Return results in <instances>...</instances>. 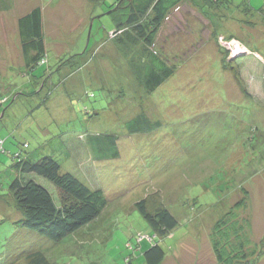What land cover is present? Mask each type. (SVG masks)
<instances>
[{"label":"rangeland","instance_id":"374dc122","mask_svg":"<svg viewBox=\"0 0 264 264\" xmlns=\"http://www.w3.org/2000/svg\"><path fill=\"white\" fill-rule=\"evenodd\" d=\"M216 1L181 0L146 46L107 35L123 11L117 6L128 0H0V96L8 98L0 105V139L10 138L4 149L27 143L22 156H53L107 200L90 224L59 241L20 227L8 191L17 175L13 158L0 153V264H26L33 251L56 264H145L151 243L136 249L138 235L161 245L160 264H219L212 226L241 197L245 206L233 211L239 224L247 221L250 247L264 248V0ZM35 6L48 59L26 74L13 18ZM149 51L172 68L152 93L135 74ZM139 115L161 126L128 133L127 122ZM100 134L117 137V156L106 144L100 151L109 158L89 161L95 149L86 142ZM32 175L58 203V189ZM152 193L177 220L167 236L154 235L134 207Z\"/></svg>","mask_w":264,"mask_h":264},{"label":"trees","instance_id":"16d2710c","mask_svg":"<svg viewBox=\"0 0 264 264\" xmlns=\"http://www.w3.org/2000/svg\"><path fill=\"white\" fill-rule=\"evenodd\" d=\"M91 1L97 4L98 0ZM180 1L128 0L123 7L120 1L117 8H122L123 11H119L116 16L119 17V20L116 19V26L113 30H109L107 35L119 36L122 34L125 37L129 36L132 44L135 40H139L146 46H151L168 10ZM216 2L222 6V2L219 0ZM225 4H228L227 1ZM16 22L21 54L25 64L24 69H27V74L30 69L33 70L37 65H44L48 59L42 32L41 8L39 6L33 7L26 14L19 16ZM121 38L119 37L118 42L126 51L127 40L123 41ZM147 55V62L137 66L135 74L143 82L147 92L152 93L171 75L172 68L159 59L155 53L149 51ZM257 56L259 55L257 54ZM44 69V71L48 70V68ZM141 74L144 76V81ZM262 76L264 89V66ZM7 101V96H0V105L6 104ZM127 123L128 133L150 132L161 126L160 121H150L144 115L135 116ZM81 138L82 135H80ZM9 139L8 137L0 139V153L10 154L13 158V168L17 173L8 185L14 206L21 214V217L16 220V224L35 231L52 241H59L64 236L90 224L99 216L107 203L100 188H90L73 174L62 171L60 162L51 155H43L36 161H32L27 152L25 156H22V149L27 148V143L20 144L18 151H6L3 145ZM116 140L117 137L113 134H100L90 137L86 143H88L89 148L93 147L95 152L89 153L87 159L92 161L109 158V155L101 154L100 151L104 149L106 144L116 148L111 156H117ZM79 161L82 162V159L80 158ZM32 174L45 178L58 189V203L52 194L32 177ZM244 206L245 198L241 197L234 203L233 208L237 209ZM134 207L144 217L156 236H167L177 226L176 218L162 204L156 193L147 194L144 198L137 200ZM233 208L212 226L210 241L215 260L219 264H256L259 257L264 255V248L250 247L249 239L245 237L244 231L247 221L242 219L243 225L239 224ZM142 240L151 243L142 252L145 264H160L165 255L164 249L158 242L154 241L153 236L144 235L136 237V249L139 248L138 245ZM263 241L264 238L260 241L264 247ZM23 258L26 259V264H56L50 262L40 251L26 253ZM125 264L134 263L128 258Z\"/></svg>","mask_w":264,"mask_h":264},{"label":"crops","instance_id":"0c3cea01","mask_svg":"<svg viewBox=\"0 0 264 264\" xmlns=\"http://www.w3.org/2000/svg\"><path fill=\"white\" fill-rule=\"evenodd\" d=\"M1 13V12H0ZM2 14V13H1ZM19 16H15L14 18H13V26H14V24H16V35L17 34H19L18 33V28H17V18H18ZM12 23H11V21L9 22V25H11ZM0 25H2V27H4L5 25H4V22H3V20L0 18ZM15 30H14V32H15ZM19 42H20V40H19ZM45 46H46V44H45ZM0 56H1V53H0ZM263 60V59H262ZM20 67H23V68H25V64H24V62H23V58H22V64L20 65ZM263 80V76H262V78H261V81ZM259 259H260V257H259ZM258 259V260H259ZM256 264H258V261L256 262Z\"/></svg>","mask_w":264,"mask_h":264},{"label":"built area","instance_id":"2783aa9c","mask_svg":"<svg viewBox=\"0 0 264 264\" xmlns=\"http://www.w3.org/2000/svg\"><path fill=\"white\" fill-rule=\"evenodd\" d=\"M234 43H236V42L234 41Z\"/></svg>","mask_w":264,"mask_h":264}]
</instances>
